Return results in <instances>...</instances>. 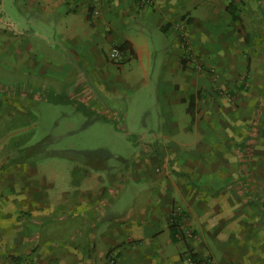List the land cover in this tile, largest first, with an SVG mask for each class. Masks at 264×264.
<instances>
[{
    "label": "rangeland",
    "instance_id": "rangeland-1",
    "mask_svg": "<svg viewBox=\"0 0 264 264\" xmlns=\"http://www.w3.org/2000/svg\"><path fill=\"white\" fill-rule=\"evenodd\" d=\"M229 6L236 7L235 18ZM193 13H187L179 25L182 53L177 65L171 66L179 68L174 80L186 83V87L177 89L184 98L177 106L180 120L162 122L155 70L156 64L164 62L162 33L155 42L150 35L153 61L143 76L136 67L133 88L103 97L95 102L98 106L91 105L79 98V92L82 89L83 94H99L94 80L97 68L94 63L76 64L72 47L58 35L56 15L22 10L20 0H3L0 178L9 179L15 172V188L19 190L23 182L18 178L24 176V218H18L23 224L15 228H36V242L57 245L52 253L61 264H69L70 245H86V230L98 245L105 246L101 232L110 228L106 222L113 214L129 219L136 209L135 200L148 199L150 191L157 188L163 192L168 187L185 192L183 200H192L195 205L193 210L173 207L176 214L180 213L176 216L186 236L184 241L179 238L176 242L175 252L181 256L177 264H203V260L214 264H264V201L263 205L248 197L245 201L244 187L234 195L239 180L244 185L245 175L256 196H260L264 182V0H200ZM136 28L130 29L131 34ZM64 29L70 30V25L65 24ZM89 60L95 62L94 57ZM73 76L77 77L74 82ZM14 99L18 103L11 107ZM190 100L193 113L188 109ZM107 108H114L116 113H106ZM170 122L175 123L177 131L167 136L161 123L168 127ZM12 142L18 145L13 144L14 150L9 145ZM144 146L149 150L141 152ZM139 153L140 162L136 159ZM15 155L24 161V168L14 160ZM182 171L199 182L198 197L180 174ZM93 175L100 180L96 182ZM7 179L0 180V191L10 190ZM75 180L84 185L79 191L87 199H94L93 189L100 192L105 187L108 191L113 181H120L114 183L116 190L108 191L109 197L119 196L107 207L105 228H91L95 212L89 215L81 209H68L74 204V194L79 193ZM135 186L144 191L135 194ZM3 195L0 192V197ZM33 205L34 216L30 213ZM11 221L3 219L0 228ZM134 229H126L124 242L141 251L143 242L150 238L146 234L150 228L142 232L146 239L132 234ZM154 232L152 236L161 231L155 228ZM165 235L161 232L153 239L156 249ZM140 240L143 242L138 244ZM61 252L65 253L66 263L61 261ZM146 262L135 252L125 260V264ZM151 264L173 263L165 252Z\"/></svg>",
    "mask_w": 264,
    "mask_h": 264
},
{
    "label": "crops",
    "instance_id": "crops-1",
    "mask_svg": "<svg viewBox=\"0 0 264 264\" xmlns=\"http://www.w3.org/2000/svg\"><path fill=\"white\" fill-rule=\"evenodd\" d=\"M199 1L157 0L152 5L144 6L139 5L136 0H20V4L22 10L25 9L29 12L34 10H40L42 12L47 11L52 15H56L54 17L56 20L55 24L59 25L60 28L58 35L61 40L66 41L72 47L71 50L76 57V64L82 61L86 66L92 65V63L95 64L97 69L94 72V80L95 83L98 84V86H96L100 91L99 94L97 96L83 94L85 91L82 89L79 92V98L91 105L96 104V101L97 103L101 102L103 97L116 96L124 90H131L133 88V83L137 82V80H135L137 77L135 71L136 67L140 69L143 76L145 68L150 66L153 61L154 50L152 49V44L149 42L150 35L155 42L161 39L162 33L164 38V40H161L164 50V62L162 65L156 64L155 66L156 77L159 79L157 82L159 85L158 98L162 105V109L159 113V120L164 122L169 119L172 122H179L180 117L177 114V106L183 103L182 101L184 98L177 92V89H183L186 87V83L174 80L179 72V68H173L171 66L177 65L179 53H182L178 36L179 25L183 22V18L187 13L194 14L193 11L197 10L199 7ZM2 3L3 0H0V6ZM63 23L70 25V30H65V24ZM135 25L139 27V29L136 28V32L134 31V33L131 34L130 29L135 28ZM154 29L159 32H150ZM145 30H149V32H145ZM123 42L129 44L131 52L127 51V54L130 53L131 55H127V59L121 60V63H114L115 59H112L110 50L113 45ZM93 57L95 62L92 60ZM89 58H91L92 61H90ZM73 66L76 68V65ZM76 78L77 77L73 76L72 82H74ZM10 102L11 107L18 103L15 102V99ZM96 105L98 106V104ZM166 106H169L167 110L165 109ZM11 107L9 108V113H11ZM105 112L116 113L114 108H107ZM172 122H170L168 127H166L164 123H161L162 126L159 125L163 127L164 134L167 136H171L174 131H177L175 130V123ZM155 127H152L151 131H155ZM262 131H264V128H262ZM154 136H158V133H155ZM241 141L242 140L238 141V143H241ZM13 144L18 147L16 142L9 143L12 150H14ZM234 146H237V144H234ZM145 149L147 151L149 150L147 146L146 148L144 146L141 152ZM140 153L136 156L139 162L141 160ZM14 160L17 161L19 165L22 163L23 166L21 165V169L24 168V161H21L20 157L15 155ZM14 160H11V162ZM121 167H124V164H122ZM138 167L139 166H137V168ZM14 168L21 170L20 166L14 165ZM182 173L190 175L188 172L182 171ZM15 174L14 172L13 175H11L12 177L9 176V179L5 178V176L0 178V180L3 181L7 179L6 184L10 185V190L6 189L7 192L10 191L8 194L5 193V190L0 191L5 194L0 197V224L5 218L13 220L7 223L5 228H0V264H30L28 261H30L31 264H61L58 259H54L56 255L52 253L54 249L58 248L57 245L53 242L42 244L36 242V228H24V226L22 228H15L23 224L22 221L18 222V218H24V176L18 178L23 182L19 184L21 189L19 188L18 190L15 188ZM94 176L95 175L92 177L98 182L100 178ZM115 178L114 176V179ZM185 178L191 184L193 193L198 197L200 190L197 189V184L199 182L193 176L191 177V175V179H188L186 176ZM134 179L136 181L141 180L140 178ZM118 181H113V187H109V190H116L114 183ZM234 183L236 184L237 181ZM240 183L241 181L239 180V186L235 187L234 195H238L244 187L245 191H243L246 193L245 201H247L248 197L250 201H261V205H263L264 182L261 181L262 192L260 196H256L255 192V194L253 193L254 189L252 187H250L251 190L249 189L251 180L248 175L244 177V185ZM74 184L76 185L75 190L79 191L83 189L80 187L84 186L81 182L75 180ZM120 184L123 185V183ZM96 187H98V185ZM209 187L212 188L211 186ZM104 188L103 191L100 192L95 191L97 188H92L93 190L91 192L94 196H92V198L94 199H87L86 196L79 191V193L74 194V204H70L68 208L70 211H78V209H81L89 213V215H93L95 212L97 217L91 224V228L94 229L105 228L103 219L105 220L106 218L105 216L108 212L107 207L115 203L119 196V194H117L114 195V197L111 196L113 198L109 197L108 188ZM143 191L144 190H140L139 186H135L134 188L135 194ZM164 191L159 192L156 188L153 192L150 191L148 199L143 198L139 202L135 200L136 209L130 215L129 219H121L122 217H119L118 214L112 215L111 220L106 222L107 226H110V228L106 229L108 231L102 230L101 232L102 239L106 242L105 246H107V250H105L104 245H98L91 237V233L86 230L84 235L87 241L86 245L77 243L74 246H69L70 250L67 253L70 258V260H68L69 264H125V260L131 257L134 252L139 259L146 258L148 261L146 262L147 264L153 263L158 258V254L161 256L162 253L165 252L168 253L170 263L177 264L180 262L181 256L179 252H175V249H178L177 244L172 240L170 234V225L174 222V217L180 214H176L173 207L179 206L180 209L193 210V206L195 205L192 206V200H183L184 194L186 193H182L178 188L170 189L168 187V189ZM158 197L161 204L157 202ZM238 199L240 200L239 196L237 197V201ZM88 200L95 201L91 203ZM238 206L239 205H237L236 208L234 205L235 209H239ZM41 207L43 208L45 206ZM33 208L34 205L30 210L32 216L35 215ZM46 208L47 207H45V209ZM170 213H174V216L172 217ZM31 214L26 213L25 215L31 216ZM13 225L15 226L13 227ZM128 228H135L131 233L139 235V239H146L142 232H147L150 228L148 230L149 234L146 233L148 237H150L149 240L145 241V243L142 240L138 241V244L143 242L144 247L141 251H137L139 249L138 247L135 248L124 242L126 229ZM155 228H159V231L166 233L163 239L164 241L159 240L157 249L153 243V239L160 237L161 232L158 235L152 236L155 233ZM159 251L161 252L158 253ZM62 253L63 252L59 253L63 256L61 261L66 263L67 261H64V259L67 258H64L65 253ZM30 256L31 259L29 260L28 258H30ZM130 260L135 262V258H131Z\"/></svg>",
    "mask_w": 264,
    "mask_h": 264
},
{
    "label": "trees",
    "instance_id": "trees-1",
    "mask_svg": "<svg viewBox=\"0 0 264 264\" xmlns=\"http://www.w3.org/2000/svg\"><path fill=\"white\" fill-rule=\"evenodd\" d=\"M157 1V0H156ZM155 1V2H156ZM154 2V3H155ZM140 5V4H139ZM144 6V5H143ZM229 8V10H230V13L232 14V17L233 18H235V13H236V7H228ZM113 47H118V48H120L121 50H122V54H121V56H120V60H118V61H116V60H114L116 63H118V62H120L121 60H123V59H127V55H131L130 53L129 54H127L128 52L127 51H130V46H129V44L127 43V42H123V43H118V44H115V45H113L112 46V48ZM112 48H111V50H112ZM110 50V51H111ZM131 52V51H130ZM110 54H111V52H110ZM121 63V62H120ZM192 97V99H193V97H194V95L193 96H191ZM193 102V101H192ZM188 109H189V111L191 112V113H193V109L191 108V100H190V104H189V107H188ZM183 176L185 175L188 179H191L190 178V175H188V174H185V173H182V172H180ZM177 217V218H176ZM176 217H174L175 219H174V222L170 225V234H171V237H172V240L174 241V242H178L180 239L176 236V233L178 232V231H180L182 234H183V231L181 230V219H178V216H176ZM180 228V229H179ZM184 241V240H183ZM193 256H194V258H197V254L194 252L193 254H192Z\"/></svg>",
    "mask_w": 264,
    "mask_h": 264
},
{
    "label": "built area",
    "instance_id": "built-area-1",
    "mask_svg": "<svg viewBox=\"0 0 264 264\" xmlns=\"http://www.w3.org/2000/svg\"><path fill=\"white\" fill-rule=\"evenodd\" d=\"M138 2V4L140 5H152L154 4V2L156 0H136ZM122 54V50L118 47H113L111 50V57L112 59H115L116 61L120 60V56ZM184 232V231H183ZM186 236L184 235V233H179L178 234V238H182V240H184ZM203 264H214L212 261L210 260H203L202 261Z\"/></svg>",
    "mask_w": 264,
    "mask_h": 264
}]
</instances>
